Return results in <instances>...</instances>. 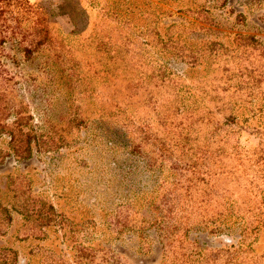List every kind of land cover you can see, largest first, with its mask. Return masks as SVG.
Masks as SVG:
<instances>
[{"label": "rangeland", "instance_id": "rangeland-1", "mask_svg": "<svg viewBox=\"0 0 264 264\" xmlns=\"http://www.w3.org/2000/svg\"><path fill=\"white\" fill-rule=\"evenodd\" d=\"M27 1L47 40L24 56L8 34L0 64L37 144L18 160L0 134V254L264 264V0Z\"/></svg>", "mask_w": 264, "mask_h": 264}, {"label": "trees", "instance_id": "trees-1", "mask_svg": "<svg viewBox=\"0 0 264 264\" xmlns=\"http://www.w3.org/2000/svg\"><path fill=\"white\" fill-rule=\"evenodd\" d=\"M40 10H42V7L32 4L27 0H0V52L8 39V34L20 36L22 38V41L18 40V44L24 56L30 55L33 52L32 49L37 47V44L41 45L46 42L48 28L46 30L42 24H49V20L45 21L44 19L39 20L36 18L33 26H27L31 28V30L26 33V36L24 35L26 28L21 25L22 12H30L36 15ZM17 38L18 37H16V39ZM6 80L8 79L4 76L0 64V134H5L9 137V146L12 150L11 153L16 159L29 158L33 153L34 145L37 144V136L35 130L29 123L30 117L24 115L21 108L17 109L15 105L13 106L11 98L6 91ZM115 107L121 112V107L119 105L116 104ZM12 116H14V118L9 122L8 119ZM49 140L51 139L49 138ZM49 143L50 141L48 140L40 141V144L45 146V150L51 149L52 146L50 147ZM18 195L19 194H16L14 196L15 200L12 206L15 205L20 208L19 211L24 215L25 220H30L42 226L54 219L50 206L46 207L44 203L41 204V201L30 200L20 195V199L16 198ZM8 213L9 210L6 207H1V215H8ZM10 253L11 251L9 254ZM12 263L13 262L9 260L6 254H0V264Z\"/></svg>", "mask_w": 264, "mask_h": 264}]
</instances>
